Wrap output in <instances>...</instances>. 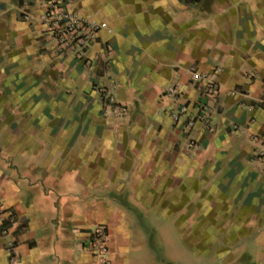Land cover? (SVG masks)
Instances as JSON below:
<instances>
[{
  "label": "crops",
  "instance_id": "obj_1",
  "mask_svg": "<svg viewBox=\"0 0 264 264\" xmlns=\"http://www.w3.org/2000/svg\"><path fill=\"white\" fill-rule=\"evenodd\" d=\"M46 4L0 0V193L17 264H95L98 225L111 264H163L165 231L189 257L264 264V0H77L107 24L83 54L57 53ZM191 70L220 85L210 130L173 118L201 98ZM111 85L122 116L99 91ZM7 241L0 222V264Z\"/></svg>",
  "mask_w": 264,
  "mask_h": 264
},
{
  "label": "built area",
  "instance_id": "obj_2",
  "mask_svg": "<svg viewBox=\"0 0 264 264\" xmlns=\"http://www.w3.org/2000/svg\"><path fill=\"white\" fill-rule=\"evenodd\" d=\"M77 0H47L44 12L40 16L47 31L55 40L56 51L58 54L68 52H78L83 54L95 33L103 27L105 22L85 21L78 16L70 5ZM193 82H201L203 91L201 98L196 103V111L188 114V107L183 106L180 111L173 115L175 121H179L182 116L186 117L185 127L191 129L198 122L204 124L205 128H212L214 104L216 103L220 85L213 74L191 70ZM99 91L104 99L105 106L111 111L113 116H122L126 112L125 107L116 97L113 86H102ZM165 94L171 98H177L180 94L178 84L169 85ZM260 145L255 149L254 158L264 160V134L260 138ZM12 219V214L4 207L3 197L0 193V222L2 223V234L8 237L5 250L10 264H17L18 250L17 240L12 234L8 221ZM110 234L104 225H98L91 230L90 247L95 264H111L110 257Z\"/></svg>",
  "mask_w": 264,
  "mask_h": 264
},
{
  "label": "rangeland",
  "instance_id": "obj_3",
  "mask_svg": "<svg viewBox=\"0 0 264 264\" xmlns=\"http://www.w3.org/2000/svg\"><path fill=\"white\" fill-rule=\"evenodd\" d=\"M175 234L172 231H165L164 241L165 247H157L162 254L163 264H227L221 259H213L212 254L194 253L191 257L184 254L183 250L175 246L177 241ZM176 241V242H175ZM158 246V245H157ZM160 246V245H159ZM178 258V261L176 260ZM228 264H242L241 262H233ZM253 264V263H246Z\"/></svg>",
  "mask_w": 264,
  "mask_h": 264
}]
</instances>
